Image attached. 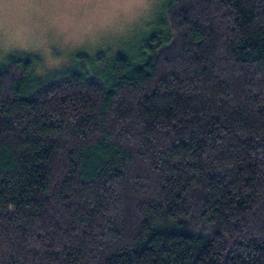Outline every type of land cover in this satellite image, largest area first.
I'll use <instances>...</instances> for the list:
<instances>
[{
	"label": "trees",
	"instance_id": "16d2710c",
	"mask_svg": "<svg viewBox=\"0 0 264 264\" xmlns=\"http://www.w3.org/2000/svg\"><path fill=\"white\" fill-rule=\"evenodd\" d=\"M137 46L0 64V264H264V0H173Z\"/></svg>",
	"mask_w": 264,
	"mask_h": 264
},
{
	"label": "clouds",
	"instance_id": "9594fccd",
	"mask_svg": "<svg viewBox=\"0 0 264 264\" xmlns=\"http://www.w3.org/2000/svg\"><path fill=\"white\" fill-rule=\"evenodd\" d=\"M163 13L164 0H0V62L24 55L38 79L78 57L102 66L134 53Z\"/></svg>",
	"mask_w": 264,
	"mask_h": 264
},
{
	"label": "rangeland",
	"instance_id": "374dc122",
	"mask_svg": "<svg viewBox=\"0 0 264 264\" xmlns=\"http://www.w3.org/2000/svg\"><path fill=\"white\" fill-rule=\"evenodd\" d=\"M173 0H164V13L162 14V15H160L158 18H157V20L155 21V25H154V27L152 28V30L151 31H149L145 36H143L141 39H140V41L138 42V44H140L141 43V41L143 40V39H145V37H147L148 35H153L155 32H157L158 30H159V28H160V26H161V23H162V21H163V19L165 18V16H166V13H167V8H168V6H169V4L172 2ZM137 44V45H138ZM136 45V47H138ZM121 52H125V53H130V52H128V51H121ZM117 54H113V56L111 57V59L113 58V57H115ZM20 58H28V57H26V56H24V55H11L7 60H5V61H3V62H0V64H2V63H5V62H8L9 60H11V59H20ZM110 59V60H111ZM78 60L79 61H82V60H86V61H89L88 60V58L87 57H78L77 58V61L76 62H78ZM109 60V61H110ZM75 62V63H76ZM90 62V61H89ZM97 62V61H96ZM95 62V63H96ZM74 63V64H75ZM73 64V65H74ZM97 64H99V63H97ZM72 65V66H73ZM72 66H70V67H68V68H66V69H64V70H62V71H59V72H55V73H51V74H48V75H46L45 77H43V79H45V80H52V79H54V78H56V79H59L61 76L60 75H62V74H64V73H66Z\"/></svg>",
	"mask_w": 264,
	"mask_h": 264
}]
</instances>
